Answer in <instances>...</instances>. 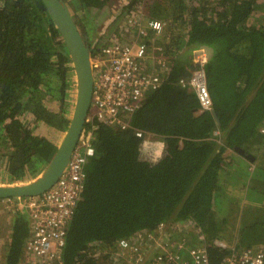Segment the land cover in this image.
<instances>
[{
    "label": "trees",
    "instance_id": "obj_1",
    "mask_svg": "<svg viewBox=\"0 0 264 264\" xmlns=\"http://www.w3.org/2000/svg\"><path fill=\"white\" fill-rule=\"evenodd\" d=\"M64 1L75 18L80 9L88 17L106 4ZM130 1L143 4L144 20L170 23L175 37L159 40L170 70L132 114L129 128L98 120L84 125L92 131L94 153L53 264H112L119 241L146 245L158 224L185 220L203 236L211 264H221L228 250L214 240L244 249L250 246L243 234H264V0ZM191 45L212 50L204 68L211 111L201 110L193 90L178 82L189 75L193 54L186 61L184 47ZM69 70L67 50L42 2L0 0V164H7V183L33 179L53 156L56 144L45 133L67 126ZM134 130L161 137L158 153L146 150L151 146ZM238 164L253 165V172L233 175ZM19 207L10 212L0 264H26L31 224Z\"/></svg>",
    "mask_w": 264,
    "mask_h": 264
},
{
    "label": "built area",
    "instance_id": "obj_2",
    "mask_svg": "<svg viewBox=\"0 0 264 264\" xmlns=\"http://www.w3.org/2000/svg\"><path fill=\"white\" fill-rule=\"evenodd\" d=\"M144 15L143 6H132L118 32L92 57L94 83L86 123L98 120L122 129L129 128L132 114L147 93L156 90L163 75L169 72L171 58L165 44L159 40L171 35L175 37L168 30L170 23L144 20ZM202 49L203 46H198L194 50ZM196 55L193 54L189 65V75L181 77L178 82L193 90L201 110L211 111L212 101L204 70L211 61V53L203 56H209L204 62L206 65L197 61ZM134 133L145 144L161 148V137L140 130H134ZM259 133L264 135V119ZM92 140V131L83 129L56 183L41 195L19 201L31 224V235L25 243L23 256L26 264L59 262L69 220L83 188L84 166L94 153ZM146 242L148 244L140 242L143 245L138 246L126 240L119 241L116 252L111 254L112 264H211L204 238L190 221L174 226L162 222L154 233L147 235ZM213 243L228 250L221 264H264V248L236 249L235 243L229 244L222 239Z\"/></svg>",
    "mask_w": 264,
    "mask_h": 264
},
{
    "label": "water",
    "instance_id": "obj_3",
    "mask_svg": "<svg viewBox=\"0 0 264 264\" xmlns=\"http://www.w3.org/2000/svg\"><path fill=\"white\" fill-rule=\"evenodd\" d=\"M52 22L56 26L61 40L70 58V81L72 82L68 123L56 150L42 171L33 179L16 183H0V199L35 197L49 190L63 173L76 147L88 118L94 75L91 49L86 33L79 26L71 8L64 0H40ZM215 115V113L213 112Z\"/></svg>",
    "mask_w": 264,
    "mask_h": 264
},
{
    "label": "rangeland",
    "instance_id": "obj_4",
    "mask_svg": "<svg viewBox=\"0 0 264 264\" xmlns=\"http://www.w3.org/2000/svg\"><path fill=\"white\" fill-rule=\"evenodd\" d=\"M130 2H131L130 0H106V4L101 9V11L93 10L92 13H96V14L93 15L88 14V17L85 15L83 11H81L82 9L78 11L77 19L79 20V26L84 29L88 39V43L91 48L96 49L98 47L99 49V47L105 44L113 34L118 32L121 24L123 23V20L125 19L128 10L131 9L132 6L137 5L142 7L143 5V4L140 5V3L137 2L131 6H128ZM188 48L189 47H184V56H185L184 58L186 59H188V54H187ZM199 52L203 56H207L209 52L211 53V58H212V50L210 49V47L203 46V49L201 51L199 50ZM48 103L51 104L53 102L48 101ZM54 105L56 107L57 103L55 102V104H51L50 107H54ZM28 123L34 125L31 126V129H36L37 126L34 123H32L31 121ZM40 132L43 133L42 129L40 130ZM61 133L62 132L53 131V132L45 133V135L49 140H51L55 144H58L62 137ZM149 146L152 147L146 148V150H150V153L152 152L158 153L159 150L155 147L154 144ZM6 165L7 164H0V183L5 182L7 184L8 179L6 178V174H5ZM247 170L244 171L243 169H240L239 172L240 174H243L247 172ZM241 182H242L241 179H239V183ZM237 196H239V194H237ZM19 206H20L19 202H12V203L5 202L0 204V245H3L5 243L9 235V229H10L9 221L11 219L10 212L16 207L20 208ZM238 209L239 207L237 209L235 208V210H237V213H238ZM258 228L260 231L263 230L261 226H259ZM246 233L250 234L248 232ZM246 233L243 234V236L245 239H247L246 242L249 243V246L251 248H257V247L262 248V246H264V234L262 236H258V234L255 233L256 235L253 234L250 236V235H246ZM239 239H241V231L239 234Z\"/></svg>",
    "mask_w": 264,
    "mask_h": 264
},
{
    "label": "crops",
    "instance_id": "obj_5",
    "mask_svg": "<svg viewBox=\"0 0 264 264\" xmlns=\"http://www.w3.org/2000/svg\"><path fill=\"white\" fill-rule=\"evenodd\" d=\"M189 47H191L188 51H187V54H188V59H186L185 58V60L186 61H188V62H190L189 61V59H190V56H191V53H192V51H193V49L194 48H196V47H198L197 45H191V46H189ZM191 63V62H190ZM189 63V64H190ZM241 162V160H238V163H240ZM239 166V167H238ZM238 166H237V168H236V170L234 171V173H233V175H237L236 174V172L237 171H239L240 169H243L244 171H246L247 169H248V172H249V174L248 175H250L252 172H253V168H254V166L253 165H249V166H247L246 164H238ZM250 169V170H249ZM245 179V178H244ZM241 181L243 182V178H241ZM235 183V182H234Z\"/></svg>",
    "mask_w": 264,
    "mask_h": 264
},
{
    "label": "bare ground",
    "instance_id": "obj_6",
    "mask_svg": "<svg viewBox=\"0 0 264 264\" xmlns=\"http://www.w3.org/2000/svg\"><path fill=\"white\" fill-rule=\"evenodd\" d=\"M199 52V50H194V53L193 54H196V53H198ZM199 55H200V52L198 53ZM209 58V56L208 57H203V55L201 56H199V58H196V56H195V59L197 60V61H200V62H202V64L203 65H206V63H204L205 62V60H207ZM209 64V63H208ZM207 67V66H206Z\"/></svg>",
    "mask_w": 264,
    "mask_h": 264
},
{
    "label": "flooded vegetation",
    "instance_id": "obj_7",
    "mask_svg": "<svg viewBox=\"0 0 264 264\" xmlns=\"http://www.w3.org/2000/svg\"><path fill=\"white\" fill-rule=\"evenodd\" d=\"M89 46H90V45H89ZM99 48H100V47H99ZM90 49H92V48L90 47ZM98 51H99V49L97 50V54H98ZM97 54H96V55H97ZM196 54H197V55H196V58H199L200 55H199L198 53H196Z\"/></svg>",
    "mask_w": 264,
    "mask_h": 264
},
{
    "label": "clouds",
    "instance_id": "obj_8",
    "mask_svg": "<svg viewBox=\"0 0 264 264\" xmlns=\"http://www.w3.org/2000/svg\"><path fill=\"white\" fill-rule=\"evenodd\" d=\"M158 150H160V147H156ZM27 198H30V197H27ZM21 201H23V200H21ZM18 202H19V200H18Z\"/></svg>",
    "mask_w": 264,
    "mask_h": 264
}]
</instances>
